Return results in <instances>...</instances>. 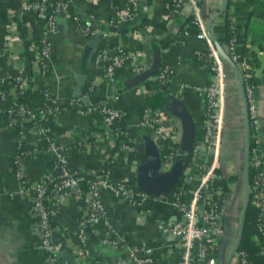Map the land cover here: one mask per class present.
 <instances>
[{"label": "crops", "instance_id": "0c3cea01", "mask_svg": "<svg viewBox=\"0 0 264 264\" xmlns=\"http://www.w3.org/2000/svg\"><path fill=\"white\" fill-rule=\"evenodd\" d=\"M8 6L0 7V89L7 90V96L0 105V264H40L43 251L39 239L32 232L31 200L17 192L11 167V154L17 138L18 127L7 122L4 109L12 98L11 73L28 72V85L34 94V101H40V92L46 89L64 106L55 113L53 121L63 127L60 142L67 147V163L84 172L85 184L101 166L108 164L109 180L112 183L136 184V165L143 159L141 149L135 148L138 130L148 133L163 153L166 142L153 136L147 125H141V114L145 106L164 111L175 126L181 128L180 119L164 109L160 102L163 93L180 99L188 110L193 123V143L200 138L204 110V86L211 79L210 60L206 56L207 42L198 37L210 16L219 8L221 0H184L173 15L164 12L166 0H132L133 17L121 22L116 30L108 29L105 37L94 36V44L84 67L85 82L81 92L76 88V74L79 72V53L89 36L82 33L75 20L79 19L99 31L104 30L109 14L108 0H71L66 12L56 17L54 31L44 30L43 18L36 9L24 6L33 0H5ZM124 0H118L119 9ZM249 0H226L222 12L209 23L208 30L213 39L225 49V24L231 22L235 28L234 50L242 54V48L256 51L258 64L251 67L258 82L253 84V96L257 111L255 124L248 121V136L255 131L261 136L260 145L249 153L263 157L264 142V44L257 45L251 32H264V18L249 16ZM143 22L139 25L140 22ZM263 21V22H262ZM206 35V34H205ZM41 38L49 45L50 57L41 70L34 63ZM159 48L160 67L169 73L164 90L145 83L144 79L135 85L123 87L121 82L135 72L129 62L115 70V80L107 81L102 74V65L92 61L91 53L96 45H106L110 51H133L137 61L150 62L151 43ZM29 51V59L25 55ZM196 50L200 51L198 55ZM226 73L223 86V119L219 137L215 172L222 181L223 196L227 203V214L223 221V232L218 237L214 250L216 264H223L232 247L238 228L243 203L242 178L245 117L238 81L235 72L219 56ZM28 63V68H26ZM148 78L154 79V74ZM87 92L79 105L70 100ZM105 99V103L125 111V116L112 126L104 127L100 116L90 103ZM128 135L129 143H115V136ZM83 134L90 136L86 141ZM25 143H33L34 136L25 131L21 136ZM88 142L82 148L73 145L75 139ZM78 139V140H79ZM123 144H128L127 147ZM38 150L20 161L21 173L29 179L44 176L54 169L55 155L50 149L38 145ZM196 162L206 158V152L199 146ZM188 161V160H187ZM109 162V163H108ZM252 171L253 168L251 167ZM194 170V169H193ZM198 183V174L181 184L188 194ZM249 189V186H248ZM102 204L108 215L110 228L122 238L117 246L106 247L100 242L102 224L91 225L82 245L75 230L81 213V199L75 193L67 194L58 205L54 216L53 237L59 244L53 264H116L118 255L126 256L127 248L139 252V247H150V262L142 263L129 259L127 264H174L178 250L171 245L166 225L179 213L171 204L149 196L141 205L129 203L122 195L109 188L100 191ZM255 208V207H254ZM257 241V235L253 236ZM257 243V242H255ZM264 255V251L257 250ZM228 264H238L234 254Z\"/></svg>", "mask_w": 264, "mask_h": 264}, {"label": "built area", "instance_id": "2783aa9c", "mask_svg": "<svg viewBox=\"0 0 264 264\" xmlns=\"http://www.w3.org/2000/svg\"><path fill=\"white\" fill-rule=\"evenodd\" d=\"M71 0H33L26 2L25 7L36 9L43 18L45 31L52 32L56 29V17L61 12H66ZM73 1V0H72ZM184 0H171V9L168 15H173ZM109 14L106 17L105 25L108 29L117 27L121 22L133 17L132 0H124L123 7L109 3ZM88 24V23H87ZM77 24L78 29L86 36L98 35L102 38L108 34V29L99 31L90 28L88 25ZM113 30V29H112ZM235 28L228 22V37L226 39L225 52L235 63L242 75V88L246 99V112L248 121L255 124L257 111L253 96V84L250 82L249 74L246 72L248 63L243 54L234 50ZM198 37H202L207 42L206 56L210 60L211 79L204 86V110L201 123L200 138L194 142L189 151L179 148V138L181 128L175 126L167 114L160 109H152L145 106L141 114V125H147L153 136H158L169 142L168 150L162 153L160 170H165L176 156L185 154L189 156L182 171L181 181L189 180L193 171L198 174V183L195 188L185 194L179 190L155 195L158 199L171 204L177 212L178 217L169 221L166 231L171 238V245L178 250V256L174 264H216L214 250L218 237L223 232V221L227 214V203L222 193V187L214 183L217 174L215 167L217 163V152L219 137L223 119V86L225 84L226 73L222 68L219 54L214 48L209 38L200 31ZM92 61L102 65V74L107 81L115 80V70L123 63L129 62L135 73L142 71L148 66V62H138L136 53L127 51H110L106 45H96L92 50ZM197 54L201 52L196 50ZM50 57L49 45L45 39L41 38L40 46L34 57V63L43 70ZM169 70L165 67H158L154 72V78L161 83H165ZM12 98L4 112L7 122L18 127L17 138L14 145L18 146L22 140L21 136L25 131H30L33 136L32 147L29 149H19L11 160L12 173L17 181V192L28 196L31 200L32 232L38 239V245L43 251L40 264H53L59 249V244L53 237L54 216L58 205L69 193L77 194L81 199V213L77 221L75 235L78 241L84 245L88 228L95 222H100L103 226L100 234V242L106 247H116L122 238L114 232L108 222L107 212L102 204L100 191L109 188L112 192L122 195L129 203L141 205L149 196L148 193L136 189L133 184L112 183L109 180V165H103L93 174L85 184L84 172L72 167L67 163L65 147L60 141L54 142L52 138L45 149L54 152V169L49 170L44 176L37 179H29L20 171V161L24 156L35 154L38 148L36 141L42 136L45 127L41 125L37 118H51L58 111L55 106H40L37 104V112L26 108L17 100L19 89L28 85V75L25 72L11 73ZM44 95H50L43 89ZM84 92L78 94L70 100L71 104L79 105ZM7 96V90L0 89V105ZM97 110L101 123L104 127H109L114 119H121L125 116V111L110 106L105 103V99H98L89 104ZM23 122H27L23 126ZM252 146L248 153L260 145L261 136L258 132L251 134ZM78 143L85 146L88 143L79 139ZM127 147L128 144H123ZM202 146L206 152V158L202 162H196V151ZM109 163V162H108ZM248 163L253 168L249 190L251 191L250 202L256 208L255 228L259 235V251H264V158L251 154L248 156ZM194 169V170H193ZM126 256L118 255L116 264H127L129 259H137L145 263L152 260L150 247L141 246L139 252L127 248ZM238 264H251L244 250L238 249L233 252ZM99 264V263H94Z\"/></svg>", "mask_w": 264, "mask_h": 264}, {"label": "water", "instance_id": "95a60500", "mask_svg": "<svg viewBox=\"0 0 264 264\" xmlns=\"http://www.w3.org/2000/svg\"><path fill=\"white\" fill-rule=\"evenodd\" d=\"M226 0H221V4L218 10L210 16L207 24L204 27L205 34L212 42L214 48L218 52L219 56L230 66V68L235 72L237 76V85L241 101L244 109L245 117V135H244V155H243V178H242V191H243V203L241 206V211L238 220V228L235 241L230 248L223 264H228L231 258V255L236 249V246L239 242L243 221L244 213L248 202L249 189L247 181V167H248V156H249V136H248V118L246 112V99L244 91L242 88V75L238 70L235 63L229 58L225 50L213 39L210 35L208 26L214 17L219 15L224 9ZM119 29V27L112 28L113 30ZM94 44V36L90 35L86 40L85 44L82 46L79 53V72L76 74L77 82V91L81 92L82 87L85 82L84 78V67L86 60L89 56L91 47ZM160 65V54L158 46L152 42L151 43V60L148 66L140 72L134 73L131 76L127 77L121 82L123 87H128L135 85L138 82L143 81L148 78L150 75L154 74L156 69ZM160 102L162 107L180 119L181 124V133L179 138V148L183 151H189L193 144V123L190 117L188 110L186 109L183 102L169 93H163L160 96ZM138 140L135 141V148L141 149L143 152V159L136 165V185L141 191L148 193L150 195H157L161 193L168 192L171 188L175 187L182 176L183 168L187 163V156L185 154L176 156L172 159L170 165L165 170H160L162 152L159 147L156 145L152 137L144 132L143 130H138Z\"/></svg>", "mask_w": 264, "mask_h": 264}, {"label": "trees", "instance_id": "16d2710c", "mask_svg": "<svg viewBox=\"0 0 264 264\" xmlns=\"http://www.w3.org/2000/svg\"><path fill=\"white\" fill-rule=\"evenodd\" d=\"M115 4L117 5L118 0H108V4ZM9 1L5 2V0H0V7L1 9L5 11V8L8 6ZM249 4H250V8H249V16L252 15L254 17L257 18H264V0H249ZM171 9V0H166V4H165V8H164V12L165 13H169ZM77 24L79 25H86L87 23L84 21H81L79 19L75 20ZM143 22L141 21L139 23L142 24ZM90 28H93L91 25L87 24ZM105 29L108 28V26H104ZM225 35H226V39L228 37V23L225 24ZM261 44H264V32L261 34L260 40L259 42H257V45H259V47H261ZM25 55L27 57L26 60L29 59L30 57V53L28 50H25ZM242 54L245 57L247 63H248V68L246 69V72L249 74L250 77V82L252 84H255L256 82H258V76L254 75L251 71V67H254L258 64V56L256 55V51L252 50V49H248L247 47H243L242 48ZM91 58L93 56V52L91 53ZM26 68H28V63H26ZM28 74V72L26 73ZM145 83L147 85H150L152 87H155L157 89H162L164 90V83H161L159 80H157L156 78L151 79V78H147L145 80ZM82 92H87V86L85 85L83 88ZM17 100L19 102H21V104L23 106H25L26 108H30L31 110H33L35 113L37 112V104H39L40 106H46V105H51V106H55L57 108V110L59 111L64 105L62 103H60L59 101H57L56 99H53L50 95H44L43 92H40V101L38 103H36L34 101V94L31 92L30 87L26 86V87H22L21 89H19L18 92V97ZM119 119H114L110 126L113 125V123ZM37 121L43 125L46 129L44 131V133L42 134V136L36 141V147H38V145L40 146H44L45 148L48 146L49 141L53 138L54 142H59V134H61V131L63 130V127L60 125H57L56 123H54L53 119L51 118H37ZM27 122H23V126H26ZM263 131H264V127H263ZM85 137L86 141H90V136L88 137L87 134H83ZM79 138L75 139L73 142V145L76 147H84L85 145L83 143H78ZM128 135L126 134H119L115 136V143H119L122 141V143H129L128 140ZM88 143V142H87ZM169 142L166 140L164 146H163V153L167 152L168 150V145ZM252 146V140H249V150ZM32 145L25 143L24 141H21L20 144L18 146H13V150H12V154H11V160L13 159L15 153L19 150V149H29L31 148ZM262 152H263V157H264V142L262 145ZM31 154H28L25 157H30ZM187 160H189V156L187 154ZM73 166H70V168H72ZM55 168V167H54ZM251 173H252V169H251V165L248 163V167H247V181L248 184H250V180H251ZM85 176V175H84ZM92 178V177H91ZM185 181H181L179 180V182L177 183V185L173 188H171L168 192H173V191H177L179 190V187L181 184H184ZM214 183L216 185H219L222 187V181L219 177L215 178ZM136 189H138L137 185H133ZM223 188V187H222ZM223 194V190L221 195ZM251 199V191L249 190V196H248V202H247V206L245 209V213H244V221H243V227H242V232H241V236L239 239V242L236 246L235 250L238 249H242L246 252L247 257L249 259V261L251 262V264H264V255L259 254L257 252L258 250V246H259V235L257 233V230L255 228V218H256V208H254V206L252 205V203L250 202ZM257 235V241H255L253 239V236ZM257 242V243H255Z\"/></svg>", "mask_w": 264, "mask_h": 264}, {"label": "rangeland", "instance_id": "374dc122", "mask_svg": "<svg viewBox=\"0 0 264 264\" xmlns=\"http://www.w3.org/2000/svg\"><path fill=\"white\" fill-rule=\"evenodd\" d=\"M263 22V21H262ZM261 37V34L260 32H258L255 28V30H253V32H251V38L254 39L256 38L257 40H259Z\"/></svg>", "mask_w": 264, "mask_h": 264}]
</instances>
